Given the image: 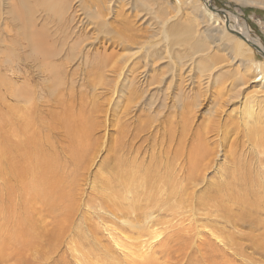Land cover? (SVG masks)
<instances>
[{
    "label": "bare ground",
    "instance_id": "obj_1",
    "mask_svg": "<svg viewBox=\"0 0 264 264\" xmlns=\"http://www.w3.org/2000/svg\"><path fill=\"white\" fill-rule=\"evenodd\" d=\"M18 1L20 2V6L23 3L22 6L24 7L23 10H19L22 11L20 16H17V13L14 14L12 11L10 13L8 12V6L10 8L14 1L0 0L1 20L2 23H8L10 17L8 18L7 15L11 14L14 22H20L22 26L24 25V36L31 43L36 53V56L29 60L31 62L29 64L38 72L39 80H37L38 82H36L33 88L30 87L27 89L28 91L23 89V91L15 93L14 90L16 89H12L9 99L12 98L16 103L29 100L28 105L30 106L26 109L22 103L17 107L18 110L14 103H11L9 107L7 106L8 119L7 121L5 120L7 130L1 129L2 131L5 130L4 134L6 135L2 133V136L0 135V161H5L3 165L4 172L7 171L8 175L13 178L11 181L14 184L13 187L12 185L7 186L5 183L6 186L4 188L11 191V193L18 191L19 197H17L20 200L23 199V205L20 204L19 209V205L16 208L8 201L5 203L6 201L1 200L2 195L0 194V245H2L0 251L5 246L9 248L15 246L24 248L26 246L32 247L39 243L40 240L37 233L39 231L36 232V229L40 226L38 224H41V222L38 219L48 217L51 219L50 223L54 226V232H51L50 228H48L49 230L47 229L49 231V234H47L49 236L47 243L49 246H53L54 244L52 238L58 240V235L60 234L57 232L65 229L67 231H73L70 227H73L77 222L74 218L76 215L74 214V209L75 206L76 209L79 206L76 201L77 191L79 190V186L82 185V179L85 180L86 176L84 173L89 168V163L92 160L91 155L94 156L92 153H95L94 149L97 141L101 138V136H95L94 133L100 127L101 120L93 122L90 117L93 113L101 111L102 106L94 102H90L92 104L89 106L88 101H83V97L80 95L79 107L76 111L72 110L71 112L69 110L70 112L68 113L64 108L67 107L65 104L66 99L61 100V97L64 96V89L73 92L78 87L80 89L86 87L92 89L94 87V89L102 88L106 91L116 92L118 100L119 97L125 96L129 104L132 100H136L135 95H140L141 101L139 100V103L142 102V109L136 115L135 113L132 114V112L133 110L137 111V109H130L131 107L129 106L126 108L128 109L127 111L126 109L122 111V113H125L126 121L124 122L125 125H122L121 131L119 130L120 134L118 133L120 137L119 147L114 152L112 150V161H104L102 163L103 166L101 165V168L106 171V176L100 179L101 184L100 190L98 191L102 199L96 200L93 197L89 200L90 204L88 205L90 207L96 204L102 210V212L93 210L99 222L110 219V217H107L103 213L104 211L119 216V219H124L125 225L133 232L141 234V231H147V234L150 235L149 239H155L154 244L153 241H148L146 244L150 252L142 250L146 254H139L143 259L134 258L132 259L135 261L133 263H127V261L123 260L125 261L123 264H160L158 261L159 257L164 259L163 262L165 264H173V262L170 263L171 260L169 259H177V262L182 261V259L186 261V248L191 247L189 246L191 239H189L190 234L188 235V233L187 240L183 238L184 229L181 230V228L188 227L180 224H178L180 226L173 225L171 221L173 219H181V222H183L184 218L182 213H184V209L182 208L185 206L184 199L188 195V200L190 201H187V203L191 202L188 205L190 212V216L188 217L191 218V216L198 215L202 211L205 216L218 217L223 223L232 227L225 230L227 228L225 225H211L213 227L212 230L218 229L217 231L209 230L213 236L211 239L213 244L218 242L217 246L224 247L225 249H235V247L240 246L239 251L237 250L239 255H243L241 249L244 247L252 249L253 253L259 251V253L264 255V140H262L264 131L258 128V124H256L258 119L254 115L255 111L251 104L252 100L250 99L252 97L245 98L240 104L242 113H240L241 124L239 125H243L242 133L245 139L242 142H237L238 137L232 140L233 146L229 149L226 160H224L221 167L216 166V175L207 180L204 172L210 167L212 155L215 152L214 148L210 147L213 138L211 139L207 134L215 131V129L217 130L218 127L214 126L216 119L213 118L210 120V123L207 122L206 127L209 128L208 131H201L200 129L193 131L191 129V123L187 121L189 119L186 118V111H184V107L187 104L185 103L186 98L184 95L185 93L188 94V91H185L181 83L177 82L178 91H172L173 98L169 94L171 87H174V78L179 79L180 82L185 84L182 81L183 78L181 75L176 74L178 71L175 68L177 72H172L170 77L166 78L165 75L161 74L158 77L147 69L135 70L134 66L129 65V61L133 60L132 55H129L123 62H119V69H116L118 62L113 60V57H109L104 52H101L99 47H94V45L88 44L87 42L84 43L85 40L83 37L86 39L88 37L82 33L77 35L76 40H73V43L76 45L71 46L70 50L68 48V53H66L67 49L64 50V47L56 49L55 47H58L56 43L59 41L57 37L58 32L61 30L63 34H67L70 42L71 38L69 36L76 33V29H73L75 26L70 24L83 23L84 16L79 21L78 18L80 16L78 14L74 15L71 6L68 5L69 3L67 1L64 2L65 0H38L37 6L41 11L47 12V15L45 14L46 17L42 18L40 16L35 19L34 14L37 12H34V9L33 14L30 5V1L33 0ZM209 1L205 0L204 2L205 9L207 10L209 8L211 11L208 13L209 17L212 14L218 16V10ZM245 1L264 6V0ZM53 5L56 6L52 7ZM98 9H94L97 12L95 15L86 16L85 22H91L92 20V23H101L105 21L99 13L101 7ZM24 14L25 18L22 19ZM40 18L41 24L38 26L39 23L37 24V21ZM233 19L236 20V17ZM50 21L54 24L69 23V26L64 25L58 28L53 35H49L46 30L49 29L48 27L46 28V23ZM224 23L226 28L223 29L222 35L229 36L231 32L236 34L237 37L234 44L236 49H241L248 44L264 57V48L256 39L249 36L246 27L239 25L238 22L235 25L230 23L229 15H227V21H224ZM64 28H67L66 32L63 31ZM3 29H6L5 26H3ZM162 32L165 33L166 29L163 28ZM165 37L167 35H164V39ZM82 38L83 40H81ZM133 39H125L126 44L127 41L129 43L134 42ZM82 43H84V46H81ZM8 44L6 45L5 35H1L0 32V57L3 58L1 59L2 62H0V68L4 69V72L0 70V86L2 87L7 82L10 83V81L6 80L8 78V76H5L6 71H9L14 76L16 75L13 73H19L10 65L9 49H7ZM62 44H65L64 39L62 40ZM21 47L23 50L24 46L20 45V50ZM29 49L31 48L29 47ZM239 52L242 53L241 51ZM28 54L29 52L23 57V60L30 58ZM64 66L67 68V71L62 72L61 69ZM144 66L146 67L147 64ZM256 70L259 76L255 75L252 82L262 81L263 83L259 84V87H263L264 61L256 67ZM106 71H111L117 76L111 79L112 81L108 80V77L104 74ZM97 73L100 75L97 78L98 80L94 78L95 81H91L89 79L90 75H97ZM26 81L28 83L30 82L28 79ZM112 82L114 86H112ZM127 83H130L132 86L136 85V89L140 88L141 92H135L134 89H130L127 87ZM11 84L14 83L11 82ZM14 86L13 88L16 87ZM157 86L159 89L165 88L164 91L161 90L163 91L161 101H158L161 97L159 95L157 96L155 92H151V95L148 94ZM35 89L39 91V94L35 92ZM166 90L167 92H165ZM156 91L159 92V90ZM41 92H44V97L40 95ZM36 97L40 100L43 97L42 100L50 103L52 109H49L47 112L41 108L42 111L38 114L36 111L38 108L34 105L41 103V101L37 102L35 100ZM168 99L172 101L170 102L171 104L168 103ZM92 100H94L93 96H91L90 101ZM177 103L180 105L179 112L173 109ZM136 104H138L137 101L134 103L135 107H137ZM194 105L196 106V104ZM69 106L73 109L71 103ZM23 107L25 110H23ZM58 107L63 110L62 116H59L58 112H55V109L57 110ZM189 109H187L188 113ZM146 110L148 112L145 114L144 111ZM163 113H165L163 119L159 122V117ZM191 115L193 116V114ZM4 119L6 118L4 117ZM129 119L131 120L129 121ZM135 122H137V125L134 126V131L130 132L133 134L129 138V135L127 134L128 136H126V133L130 131L129 127L133 126L130 125ZM230 126L236 127L237 125L231 123ZM230 128V130L233 129L232 127ZM55 144L60 145L61 151L63 150V152L57 153L54 148L50 147ZM3 176L5 175L2 174ZM200 185L201 187L199 188L198 186ZM193 192H195V195ZM208 217H206V220ZM79 218L85 222L86 234L89 236L86 239L84 237L85 245L83 244L87 247L88 251L90 253L95 252V255L98 253V256H100L99 260L101 261L107 262L117 259L111 254V250L114 248L104 249L101 247V243L95 236L98 233V229L90 221L91 217L83 213ZM206 224L208 223L206 222ZM81 225L83 226V224ZM118 226L122 228L121 225ZM155 226H162L160 228L161 230H154L153 227ZM40 227L43 229V226ZM78 230L81 232L83 229L79 227ZM1 232L4 233L3 236ZM217 232L222 235L217 234ZM78 233H75V235ZM248 236H251L253 239ZM199 240L201 239L199 238ZM114 242L117 245L118 241ZM201 242L203 243V241ZM176 244H180L181 246L179 247L181 249L175 247ZM119 245L121 244L119 243ZM213 246L215 247V245ZM207 247H204V249ZM210 249L212 247L203 250V252L200 251L198 256L204 258L205 255L211 252ZM180 250L181 253H179ZM179 256L183 257L178 259ZM187 261L191 263L192 260L189 259ZM202 263L204 264V262Z\"/></svg>",
    "mask_w": 264,
    "mask_h": 264
},
{
    "label": "rangeland",
    "instance_id": "obj_2",
    "mask_svg": "<svg viewBox=\"0 0 264 264\" xmlns=\"http://www.w3.org/2000/svg\"><path fill=\"white\" fill-rule=\"evenodd\" d=\"M11 1L14 2L10 8L8 6V12L10 13L12 11L14 12V14L17 13V16H20L22 11L19 10H23V3L20 6V2L18 0ZM66 1L67 3H69L68 5L71 6L74 15L78 14L80 16V18H78L79 21L83 16L84 20L83 23H79V21H77L79 24H70L72 26H75L73 27L74 30L76 29V33H73L69 36L71 38L70 42L69 38H67V34H63L61 30L58 32L57 37L59 38V41L56 43L58 46L55 47L56 49L64 47V50L67 49L66 53H68L71 46L76 45L73 43V40H76L77 35L82 33L84 34V36L88 37V39L83 37L85 40L84 43L87 42L88 44L94 45V47H99L100 49H98L101 52H104L109 57H113V60L118 62V66L116 69H119V62H123L127 56L132 55L133 60L129 61V65L134 66L135 70L137 69L138 71H140L141 69H147L149 72L154 73L158 77L161 74L165 75L166 78L170 77L172 72L178 71V73L176 74L181 75V77L183 78L182 81L185 84L180 82L179 79L174 78V87H171V92H169V94L172 95L173 98L172 91H178V83H181L183 89L185 91H188V94L185 93L184 95L187 99H185V103L187 104L184 107V111H186V118L189 119L187 121L191 123V129H193V131H197L198 129H200L201 131H208L209 128L206 127L207 122L210 123V120H212L213 118L216 119V124L214 126L218 127L217 130L215 129V131L209 132V134H207L211 139L213 138V144L211 143L210 147L214 148L215 150L213 154L215 156L212 155V162L210 164V167L204 172L207 180H209L210 177L212 178L216 175V166L221 167L224 160H226V155L229 154L228 151L233 146L232 140H235V138L238 137L237 142H242V140L245 139L243 137L244 134L242 133L243 125H239L241 124L240 113H242V108H240V104L245 100V98L248 99L249 97H252L250 98L252 100L251 104L253 105L255 111L254 115L258 119V122H256V124H258V128H261L264 131V85L263 87H259V84L263 83L262 81L255 83L252 82L254 76L258 75L256 67H258L264 61V57L260 55L256 49L251 48L248 44V46L246 45L241 49H236L234 46L235 39L237 37L236 34L231 32V35L229 34V36L222 35L223 29L226 28L224 25V21H227V15H229L230 23L235 25L238 22L239 25H243L244 27H246L248 29L249 36L253 39H256L257 42L264 48V6L255 3H248L245 0H210V4H212L218 10V16L212 14L213 16L211 15L209 17L208 13L211 11L209 10V8L207 10L205 9V0H106L105 2L107 5L105 4L104 0H65L64 2ZM34 3L36 4L35 6ZM30 5L32 7V12L34 9V12H37L36 14H34L33 12L35 19L39 18L40 16L42 18L46 17L47 12L41 11V9L37 6L38 0L30 1ZM54 6L56 5H53L52 7ZM100 7L101 10L99 13L101 15V18L103 20L105 19V21L101 23H92V20L91 22H85V17L95 15V13L97 12H95L94 9H98ZM7 16L8 18L10 17V19H8V23H2L0 16V32L1 35L3 34L6 37V45L7 43H9L7 49H9L10 60H8L10 61V65H12L14 69L17 70L19 73H13L16 75L14 76L9 71H6L5 76H8V78L6 77V80L10 81V83L7 82V84L3 85L4 88L6 87V90L2 86H0V135L1 133L3 135H6L4 134V132L5 130H7V125H5L8 119L7 108L11 105V103L15 104L16 109L22 103L23 106L26 107V109L30 106L28 105L29 100L16 103L14 100H12V98L9 99V97H11L12 89H16L14 90L15 93H19V91H23V89L25 91H28L27 89H29L30 87L33 88L36 82H38L37 80H39L38 72L36 71V69L33 68V66L29 64L31 63L29 62V60L32 57H35L36 53L33 50L31 43L24 36V25L22 26L20 22H14L11 14H8ZM234 17H236L237 21L233 19ZM23 18H25V14L22 16V19ZM40 21L41 18L37 21V24L39 23L38 26H40L41 24ZM2 25L5 26V30L3 29ZM49 25L51 26L49 27ZM64 25L68 27L69 23L54 24L50 21L49 23H46V28H49L46 30L49 35H53L58 28H61ZM163 28L166 29L165 33L162 32ZM113 29L115 30L113 31ZM63 31L66 32L67 28H64ZM164 35H167L165 39ZM83 38L81 40H83ZM127 38H134V42L129 43V41H127L126 44V40H129ZM11 39L12 41H10ZM63 39L65 40V44L61 45ZM13 40H15L16 43L13 42ZM76 42L79 43L78 41ZM84 43H82L81 46H84ZM20 45L24 46V51L22 50V47L20 50ZM25 46L28 47L26 48ZM29 47L31 49H29ZM237 50L241 51L242 53ZM26 52H29L28 55L30 58L27 60H23V57L27 55ZM33 53L34 55H32ZM1 59L3 58L0 57V62H2ZM145 64H147L146 67L144 66ZM0 70L4 72L3 68H0ZM65 70L67 71V68H65L64 66L61 71L63 72ZM104 74L106 77H108V80L114 79L117 76L111 71H106ZM99 76L100 75H98V73L97 75L92 74L90 75L89 79H91V81H95L94 78L97 79ZM25 78L30 80V82L28 83ZM11 82L14 83L16 87L14 86V84H11ZM20 84L23 86H21ZM113 84L114 83L112 82V86H114ZM25 85H28L29 87ZM13 86L15 88H13ZM127 87H129L130 89H134L135 92H141L140 88L136 89V85L132 86L130 83H127ZM101 89L102 88L94 89V87H92V89L88 87L80 89L78 87L73 92L64 89V96L61 97V100L66 99L65 104L67 107L64 108L65 111L68 113L70 111L72 112V110L76 111V109L79 107L80 95L83 97V101H88L89 106H91L92 104L90 102L98 103L99 106H102L101 111H98L99 113H93V115L90 117L92 118L91 120L93 122L101 120L100 127H98L97 130L94 131L95 136H101V138L99 139V141H97V145L94 149L95 153H92L94 154V156L91 155L92 160L89 163V168L84 173V175L86 176L85 180L82 179V185L79 186V190L77 191L79 195H76V201L79 206H77V209L75 206L76 210L74 209V214H76L74 218L77 220V222L73 227H70V229H73V231H67L65 229L63 231L57 232L60 234L58 235L59 238L57 237L58 240H54L52 238L54 242V247L49 246L47 244L49 237L47 236V234H49L48 228H50L51 232H54V226L50 223L51 219H49L48 217L44 219H38V221L41 222V224L38 225L43 226V229L40 226L38 227L39 230L38 228L36 229V232L39 231L37 233L40 242L33 245L32 247L26 246L24 248L17 247L15 245V247L12 248L5 246L3 250L0 251V264H123L125 261H127V263L135 262L132 260L134 258L143 259L141 255L146 254L145 252H143L145 250L150 252V250L147 249L146 244L148 241H153L154 244L155 239H149L150 235L147 234V231H141V234L138 232H133L127 225H125L126 223L124 219H119V216L112 215L104 211L103 213L107 217H110V219H108L107 221L99 222V219L95 217V212L93 210H95L96 212H102V210L96 204L90 207L88 206L90 204L89 200L91 198L95 197L96 200L102 199V196L101 194H99L98 191L100 190V179L101 177L106 176V171L101 168V165L104 161L111 162L113 159L112 154L114 150L119 147V130L121 131V128L123 127L122 125L126 121L125 113H122V111L128 108L127 106H129L131 107L130 109H137V111L133 110L132 112V114L135 113L136 115L142 109V102L139 103L141 97L140 95H135L136 100L134 101H137L138 103L136 104L137 107H135V102L133 100V102L131 101L129 104V102L125 99V96L119 97L118 100V98L116 97V92L113 93V91H106L104 89ZM155 89L159 90V92ZM161 90L164 91L165 88L159 89L157 86L148 94L151 95V92H155L157 96L159 95L161 97L163 93V91ZM35 92L39 94V91L36 90ZM165 92H167V90ZM71 94L73 96L72 98ZM40 95L44 97V92H41ZM91 96H93L94 99L92 101H90ZM43 97H41V100L38 97L35 98L37 102L41 101V103H37L34 105L38 108L36 110L38 114L40 113V111H42V109H45L47 112L49 109H52L50 103H47L42 100ZM161 99L162 97L159 98L158 101H161ZM167 101L168 103L172 102L170 101V99H168ZM70 103L73 109H71V106H69ZM194 104H196V106ZM179 106L180 105L177 103V105L173 108L175 109L174 111L179 112ZM24 107L23 110H25ZM188 108L191 109V112L189 109V113L187 110ZM61 110L62 108L58 107L57 110L55 109V112H58V115L62 116L63 110ZM127 110L128 109H126V111ZM214 111L216 112L213 113ZM147 112V110L144 111L145 114ZM17 113L20 114L18 111ZM190 113L193 114V116ZM4 114H6L7 116H3ZM164 114L165 113L161 114V116L159 117V122L163 119ZM4 117L6 119H4ZM130 120L131 119H129V121ZM231 123H233V125L236 124L237 126H230ZM136 125L137 122L130 125L132 127H129L130 131L126 133V136L129 135V138L132 137L131 134L133 133L130 132L134 131L133 128ZM230 127H232L233 129L230 130ZM1 129L5 130L2 131ZM225 131L226 133L224 134ZM262 140H264V136L262 137ZM50 147L54 148L57 153L63 152V150L61 151V146L58 144H55L54 146ZM0 163V194L2 195L1 200L6 201L5 203H7L8 201L11 205L15 206L16 208H18L19 205L20 209V204L23 205V199L20 200V198H18V191L11 193V191L6 190V188H4L6 184L7 186L12 185L13 187L14 184L11 181L13 180V178L8 175V172H4L3 165L5 164V161H0ZM1 173L5 175L3 176L4 178L2 177ZM198 187L200 188L201 185ZM193 193L195 195V192ZM188 197L184 199L185 206L184 208H182L184 209V213H182L183 218L185 220H183L184 224L183 222H181V219H173L171 223L173 225L180 224L184 225V227H188L181 228V230L184 229L183 238H185L186 240V237H188V235L190 234L189 239H191V244L189 246L191 247L186 248V261L182 259V261L177 262V259H169L171 260L170 263L173 262V264H203L202 262H204V264H264V255L259 253V251L253 253L252 249L244 247L243 249H241L243 255H239L238 251L240 246L235 247V249L226 248V250L224 247L221 248V246H217L218 242L216 241V243L213 244L211 240L213 237L211 231H217L218 229L212 230L213 227H211V225H225V227H227L225 228V230L228 228L230 229L232 227L228 224L223 223L218 217H214V219L213 217L205 216L202 211L198 213V215L200 216L194 215L195 217H188L190 216L188 205L191 204V202L187 203V201H190L188 200ZM83 213H85V215L88 214V216L91 217L90 221L92 222L94 227L98 229V233L95 236L97 237V240H99V242L101 243V247L104 249L114 248L113 250H111V254H113L114 257H116L117 259L107 262L101 261L99 260L100 256H98V253H96V255L94 254L95 252L90 253L87 247L84 246V240L89 236L86 234L85 222L80 220L81 217L79 218V216H81ZM206 217L210 219L207 218L206 220ZM112 221H115L117 224ZM206 222L210 225L206 224ZM81 224H83V226ZM118 225H121L122 228H119ZM77 227H81L83 230H81L80 232ZM161 227L162 226H155L153 227V229L159 231L161 230ZM193 231H195L196 233ZM77 232L79 233L75 235V233ZM218 232L217 234L222 235ZM3 234L4 233L1 232L2 236ZM248 237L252 238L251 236ZM114 238L117 239L114 240ZM199 238L201 240H199ZM204 239H206L205 243ZM114 241H118L117 245ZM200 241H203V243H200ZM119 243L121 245H119ZM208 245L209 247H207ZM213 245H215V247ZM179 246L181 245H175V247ZM1 247L2 245H0V248ZM201 247L202 249H200ZM204 247H212V249H214H210L211 252L208 253V255H205L204 258H202L198 256V253L200 251L203 252V250L207 249H204ZM179 249L181 248L179 247ZM140 253L141 255H139ZM179 253H181V250ZM181 257L183 256H179L178 259H181ZM250 257L252 258V260ZM189 259L192 260L191 263L187 261ZM196 259L198 260L196 261ZM158 261L160 264H165L163 262V258L159 257Z\"/></svg>",
    "mask_w": 264,
    "mask_h": 264
}]
</instances>
